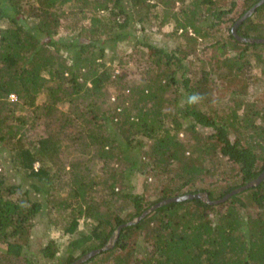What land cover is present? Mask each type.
Returning a JSON list of instances; mask_svg holds the SVG:
<instances>
[{
    "label": "trees",
    "instance_id": "obj_1",
    "mask_svg": "<svg viewBox=\"0 0 264 264\" xmlns=\"http://www.w3.org/2000/svg\"><path fill=\"white\" fill-rule=\"evenodd\" d=\"M127 1L132 8L127 9L125 0H0V24L8 25L0 27V146L9 147L13 167L33 180L30 188L24 189L22 184H9L5 174H0V264H34L23 257V247L29 245L36 219L46 208L34 195L49 194L50 189L60 194L65 175L67 193L56 197L57 204L54 200L49 203L62 212L66 234L78 231L81 220H89L92 228L69 242L57 264H74L91 251L108 246L119 228L113 247L83 264H264V180L224 203L212 205L199 199L170 203L137 224L124 227L163 200L199 193H207L212 201L220 200L264 172V112L226 116L203 111L199 103L208 97L204 91L209 80L203 74L192 82L184 62L186 53L181 57L175 51L144 44L153 53L155 78L131 86V96H137L131 106L118 102L116 107L103 110L104 91L111 82L107 51L130 39L128 29L134 13L137 29L147 17L145 11L156 7L149 0ZM172 1L163 3L170 6ZM253 1L245 12L261 0ZM67 5L69 13L64 10ZM192 5L194 8L185 11L184 22L172 14L177 28L184 36H189V28L199 37L211 35L219 23L213 22L211 30L204 31L198 20L203 24L210 16L200 14L199 8L208 5L213 10L214 1L192 0ZM224 13L214 10L211 18L220 20ZM262 13L264 4L240 25L238 35L264 39V23L255 21ZM70 17L73 21L68 27L72 31L79 28V34L64 40L59 37L62 21ZM85 20L89 24L81 25ZM229 31L230 41L221 44L218 63L228 69L227 79L246 89V81L236 71L244 69L246 52L252 50L264 73V53L259 51L264 44L240 42L231 28ZM232 50L239 52L232 56ZM180 84L186 93L174 100L176 111H165L164 94L174 87L180 92ZM43 94L47 99L39 105ZM12 95L16 101L10 99ZM65 103L69 104L67 111L59 110L58 105ZM19 105L33 109L35 121L52 119L50 130L57 133L51 131L28 141V123L17 114ZM242 106L244 102L239 101L238 109ZM167 119L176 120L173 130L165 128ZM197 125L213 133L203 136ZM181 132L190 133L194 140L181 141ZM232 132L239 134L238 139L232 140ZM118 136L126 140L125 148ZM141 138L151 141L148 150ZM69 144L77 146V158L66 166L61 154L70 149ZM85 149L95 150L96 158L105 164L119 156L118 164L128 163L129 172L142 176L150 172L164 182L161 196L149 203L142 194L120 191L118 185L125 175L116 169L107 173L104 164L107 177L103 178L102 191L106 198L98 203L91 192L102 176L88 180L92 169L81 158ZM128 150H137L138 156L128 155ZM209 156L233 164V174L226 180L232 184L219 194L197 186L207 171L204 165ZM121 198L133 208L127 218L103 210L104 205ZM58 253L53 241L40 250L46 260H55Z\"/></svg>",
    "mask_w": 264,
    "mask_h": 264
},
{
    "label": "rangeland",
    "instance_id": "obj_2",
    "mask_svg": "<svg viewBox=\"0 0 264 264\" xmlns=\"http://www.w3.org/2000/svg\"><path fill=\"white\" fill-rule=\"evenodd\" d=\"M163 1L165 0L148 1L151 6L156 5V7L148 8L145 11V16L147 15V17L142 23H140L139 26H137V29L135 28V21L138 17L137 13H134L132 25L128 29L131 33L130 39L117 44L114 51H107L106 65L109 67L111 82L108 84L106 91H104L105 98L102 102L103 110L106 111L108 107H116L118 102H125V105L131 106L132 98H137L136 95L134 97L131 96V86L133 84L140 85L145 83L147 79L155 78L157 72L152 60L153 53L144 45L150 44L163 48L168 52L175 51L176 54L181 57H183L184 53H186L184 62L186 66L190 68L188 76L192 78V82L200 80L203 74L207 76L209 83L207 84L204 93L207 92L206 95H208V97L205 96L204 100L199 103L200 106H202L203 111H207L209 113L211 111H217L219 114L226 116H232V114L241 116L243 113H250L251 111L264 112V73L261 70V67L257 66L252 50H249L248 53L246 52L244 69L236 71L239 78L242 77L246 81V89L241 87L243 85L240 84L235 86L233 81L229 80V78L227 79L226 74L228 69L223 66V64L218 63L219 57L222 55L220 46L230 39V28L232 29L235 23L249 11L245 12L246 8L252 5L254 1L213 0L215 3V5H213V10H210L212 6L209 7L208 5H201L199 8L200 14L202 11L203 15L210 16V18L205 21L206 23L203 22V24L199 23L201 22L199 19L198 25L203 27V30L206 31L211 30L209 26L213 22L219 23V25L212 28L214 30H211V35H207L206 37L196 36L191 28H189V36H184L183 31L177 28L175 19L171 17L173 14L176 16V19L179 18L181 22H184L183 16L185 11L187 9L190 10L194 8L192 0H173L170 6H165ZM125 5L127 6V9L132 8V4L127 0H125ZM64 10L66 13H69V5L65 6ZM214 10L216 12H226V15L224 13V16L220 20H217L214 17L211 18V12ZM166 15H168V17H166ZM164 20L165 23L163 24ZM259 20L264 23V13H262L259 18L255 19V21ZM72 21L71 17L67 20L63 19L59 37L64 38V40L77 38L80 29L78 28L76 31H72L68 27L71 25ZM88 24L89 21L85 20L81 25L87 26ZM5 26H8L7 22H2L0 24V27ZM189 37L195 38L196 41L189 39ZM179 49L181 51H179ZM259 51L264 53V47L260 48ZM237 52L239 51L232 50L230 53L234 56ZM178 77L180 79L181 74ZM185 93L186 90H184L182 84H180V92L178 93L176 92L175 87L168 89L163 96L164 101H166L164 110L176 111L177 106L174 104V100L176 98L180 99V95ZM236 93L241 94L236 95ZM10 99L12 101L17 100L16 96L14 99L10 96ZM46 99V94H43L39 96L37 103L42 105L45 103ZM183 101V99L182 101L180 100L181 106L184 103ZM239 101L244 102V106H242L241 109H238L237 107ZM58 108L59 110L67 111L69 104H60L58 105ZM32 112L33 109H29L27 107L23 108L22 105H19L17 108V114L22 115L28 123L26 127L28 141H33L40 137L49 135L51 131L55 134L57 133V131L50 130L51 127L49 125L52 123V119L44 118L41 121H35ZM117 112L120 111L118 110ZM175 123L176 120L167 119L165 128L173 130L176 125ZM261 123V119H258L257 124L260 125ZM196 128L199 134L203 136L213 133L212 129L204 128L200 125H197ZM242 135L246 136L245 131ZM238 137L239 134L237 132H232V140H236ZM118 138L120 139L122 146L125 148L124 144L126 143V140H124L121 136H118ZM179 138L185 143H188L190 140H194L192 135L188 132H181ZM141 139L145 141L144 146L147 147L148 150L151 145V141H148L145 138ZM72 146L73 147H70L69 144L70 149L61 154L66 166H68L73 159L77 158V152L75 150L77 149V146L75 144H72ZM8 150L9 147H7V145L0 146V174H5L9 184H22L24 189H29L33 180L26 179L23 171L13 167ZM85 152L86 153L81 158L84 159L87 165L92 169L90 171L91 173L87 175L88 180L92 179L96 175L102 176V178H97L96 182L99 184L96 183V185H93L94 190L91 192L93 198H95V201L98 203L103 202L106 198L104 191H102V182L104 181L103 178L107 177L105 174H107L110 169H116L123 172V175H125L122 185H118V189L120 191L126 194H142L145 196V200L149 203L158 200L161 196V189L164 182L160 179H156L150 172H148L145 176H142L137 172L132 173L129 172L128 163L121 161V163L118 164V159H120L119 156L116 157L117 159L108 160L105 164L96 158L95 150L85 149ZM128 155L138 156V151L128 150ZM104 164L106 165L107 173L106 169L104 171ZM232 165L233 164L218 156L217 158H211V156L206 157L204 167L207 171H203L197 186L200 188L212 189L216 194H219V192L223 191L227 186H229V184H232L231 182L228 183L226 181L233 174L231 169ZM36 168H39V165L36 164ZM54 171H56V169H54L53 172ZM67 177L68 176L65 175L62 178V185L59 187L61 190L60 194L57 192L55 193L53 189H50L49 194L44 192L35 193L34 195L35 200L42 201L46 204L45 210L36 219V227L29 245L23 247V257L31 260L34 264H57L59 259L64 256L69 242L73 239L79 238L80 232L88 233L92 228L89 220H81L78 231L73 234H66L63 230L65 222L60 216L61 211L59 212L57 208L52 207V204L49 203V201L51 202V200H54L55 204H57L58 200L56 197L63 196L67 193L65 192L66 186L64 185ZM52 187L53 185H51V188ZM51 194L54 196H51ZM103 210H110L118 215H121L123 218H127L128 213L132 212L133 208L128 202L121 198L114 201V203L104 205ZM50 241L55 242L57 248L59 249V253L55 260H46L40 255V250L46 247Z\"/></svg>",
    "mask_w": 264,
    "mask_h": 264
},
{
    "label": "water",
    "instance_id": "obj_3",
    "mask_svg": "<svg viewBox=\"0 0 264 264\" xmlns=\"http://www.w3.org/2000/svg\"><path fill=\"white\" fill-rule=\"evenodd\" d=\"M263 4H264V0H261L259 3H257L255 6H253L243 17H241L235 23V25L232 27L231 32H232L233 36L238 41L243 42V43H251V44H254V43H256V44H264V39H245V38L240 37L238 35V33H237L238 28L240 27V25L245 20L250 18L256 12V10L258 8H260ZM263 180H264V172L256 180H254L253 182H251L249 184H246V185H244V186H242L240 188H237V189L231 191L229 194H227L224 198H222L220 200H215V201L210 200L207 193L189 194V195L178 196V197H174V198H169V199L163 200V201L155 204L154 206H152L148 210H146L137 219H135V220L129 222L128 224L124 225V227L132 226V225L137 224L138 222H140L141 220L146 218L148 215L153 213L158 208L163 207L165 205H168L170 203L183 202V201L192 200V199H199V200H202V201H206V202H208L209 204H212V205H218V204L224 203V202L228 201L229 199H231L233 196L241 194V193L247 191L248 189H251V188L259 185ZM120 229L121 228H119L117 230L116 235L111 238V242L108 244V246H106L104 248H101V249H98V250L91 251L90 253L86 254L85 256H83L80 259H78L77 261H75L74 264H83V263L87 262L89 259H91V258L95 257L96 255L102 253L103 251H106V250L112 248L113 245H114V242L118 238V234L120 232Z\"/></svg>",
    "mask_w": 264,
    "mask_h": 264
},
{
    "label": "built area",
    "instance_id": "obj_4",
    "mask_svg": "<svg viewBox=\"0 0 264 264\" xmlns=\"http://www.w3.org/2000/svg\"><path fill=\"white\" fill-rule=\"evenodd\" d=\"M11 98H12V99H14V98H15V96H14V95H12V96H11Z\"/></svg>",
    "mask_w": 264,
    "mask_h": 264
}]
</instances>
